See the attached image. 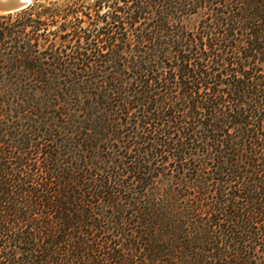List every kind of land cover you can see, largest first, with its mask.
Returning <instances> with one entry per match:
<instances>
[{
  "label": "trees",
  "instance_id": "trees-1",
  "mask_svg": "<svg viewBox=\"0 0 264 264\" xmlns=\"http://www.w3.org/2000/svg\"><path fill=\"white\" fill-rule=\"evenodd\" d=\"M0 264H264V0L0 15Z\"/></svg>",
  "mask_w": 264,
  "mask_h": 264
},
{
  "label": "water",
  "instance_id": "water-1",
  "mask_svg": "<svg viewBox=\"0 0 264 264\" xmlns=\"http://www.w3.org/2000/svg\"><path fill=\"white\" fill-rule=\"evenodd\" d=\"M37 0H0V15H9L30 8Z\"/></svg>",
  "mask_w": 264,
  "mask_h": 264
},
{
  "label": "rangeland",
  "instance_id": "rangeland-1",
  "mask_svg": "<svg viewBox=\"0 0 264 264\" xmlns=\"http://www.w3.org/2000/svg\"><path fill=\"white\" fill-rule=\"evenodd\" d=\"M44 1H47V0H37L35 3L44 2ZM50 1L59 2L60 4H63L66 2V0H50Z\"/></svg>",
  "mask_w": 264,
  "mask_h": 264
}]
</instances>
